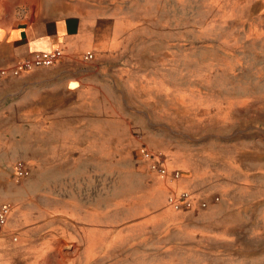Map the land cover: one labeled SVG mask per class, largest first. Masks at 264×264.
<instances>
[{"label":"rangeland","instance_id":"obj_1","mask_svg":"<svg viewBox=\"0 0 264 264\" xmlns=\"http://www.w3.org/2000/svg\"><path fill=\"white\" fill-rule=\"evenodd\" d=\"M113 1L120 52L143 70L133 108L101 127L96 157L49 174L25 157L32 129L1 121L0 264H264V0ZM142 150L195 171L176 167L189 208L168 205Z\"/></svg>","mask_w":264,"mask_h":264},{"label":"crops","instance_id":"obj_2","mask_svg":"<svg viewBox=\"0 0 264 264\" xmlns=\"http://www.w3.org/2000/svg\"><path fill=\"white\" fill-rule=\"evenodd\" d=\"M122 26L113 0H0V68L35 52L63 51L52 66L0 79V125L5 121L32 129L31 144L40 145L27 147L25 157L34 171L41 168L49 174L69 160L76 164L81 157H96L90 143L102 133L113 134L111 128L101 127L112 126L115 111L133 108L129 89L138 86L143 70L131 64L132 55L120 52ZM88 53H93L92 59L86 58ZM3 141L0 138V149ZM35 149L42 153L41 167ZM176 167L186 171L188 166L168 161L170 171ZM157 179L168 192L190 184L185 175L175 181ZM19 226L29 238L24 216ZM51 232L48 236L60 237V229Z\"/></svg>","mask_w":264,"mask_h":264},{"label":"built area","instance_id":"obj_3","mask_svg":"<svg viewBox=\"0 0 264 264\" xmlns=\"http://www.w3.org/2000/svg\"><path fill=\"white\" fill-rule=\"evenodd\" d=\"M63 55L61 49H53L47 52H35L32 55L24 58L10 67L0 68V79L8 75H20L22 72L30 71L40 67H49ZM87 59L93 58V53L86 55ZM142 157L149 161L150 168L155 171L160 177H168L171 180H179L181 171L174 169L169 170L166 164L167 156L158 151L142 150ZM30 174V169L25 162H18L15 165V176L18 180L24 179ZM167 203L175 210H183L190 207L192 203V195L188 190L171 191L167 197ZM203 207L206 206L204 202ZM11 206L7 203L0 204V226L7 224L11 216Z\"/></svg>","mask_w":264,"mask_h":264}]
</instances>
